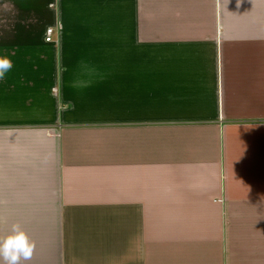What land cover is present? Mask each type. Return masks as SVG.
Wrapping results in <instances>:
<instances>
[{
	"label": "crops",
	"instance_id": "1",
	"mask_svg": "<svg viewBox=\"0 0 264 264\" xmlns=\"http://www.w3.org/2000/svg\"><path fill=\"white\" fill-rule=\"evenodd\" d=\"M0 57L19 264H264V0H0Z\"/></svg>",
	"mask_w": 264,
	"mask_h": 264
},
{
	"label": "clouds",
	"instance_id": "2",
	"mask_svg": "<svg viewBox=\"0 0 264 264\" xmlns=\"http://www.w3.org/2000/svg\"><path fill=\"white\" fill-rule=\"evenodd\" d=\"M242 0H237V6ZM13 67L12 61L7 57H0V80ZM34 244L18 224L12 226L11 234L0 242V260L3 264H19L21 260H30Z\"/></svg>",
	"mask_w": 264,
	"mask_h": 264
},
{
	"label": "built area",
	"instance_id": "3",
	"mask_svg": "<svg viewBox=\"0 0 264 264\" xmlns=\"http://www.w3.org/2000/svg\"><path fill=\"white\" fill-rule=\"evenodd\" d=\"M53 33V29L52 28H48L46 31V40L50 41L52 39L51 35Z\"/></svg>",
	"mask_w": 264,
	"mask_h": 264
}]
</instances>
